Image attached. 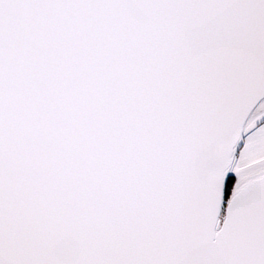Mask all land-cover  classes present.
I'll list each match as a JSON object with an SVG mask.
<instances>
[{"label": "snow or ice", "instance_id": "1", "mask_svg": "<svg viewBox=\"0 0 264 264\" xmlns=\"http://www.w3.org/2000/svg\"><path fill=\"white\" fill-rule=\"evenodd\" d=\"M0 264H264V0H0Z\"/></svg>", "mask_w": 264, "mask_h": 264}]
</instances>
